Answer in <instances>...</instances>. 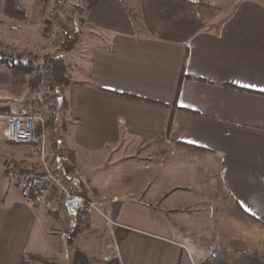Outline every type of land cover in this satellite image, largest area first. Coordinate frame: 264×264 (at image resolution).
Masks as SVG:
<instances>
[{
  "label": "crops",
  "instance_id": "0c3cea01",
  "mask_svg": "<svg viewBox=\"0 0 264 264\" xmlns=\"http://www.w3.org/2000/svg\"><path fill=\"white\" fill-rule=\"evenodd\" d=\"M138 1L80 14L69 82L54 83L56 165L71 153L89 212L34 206L9 176L8 157L35 155L1 112H21L36 84L0 60V264H264V0ZM6 2L0 43L56 51L46 10L22 0L19 18ZM69 215L84 229L72 235Z\"/></svg>",
  "mask_w": 264,
  "mask_h": 264
},
{
  "label": "built area",
  "instance_id": "2783aa9c",
  "mask_svg": "<svg viewBox=\"0 0 264 264\" xmlns=\"http://www.w3.org/2000/svg\"><path fill=\"white\" fill-rule=\"evenodd\" d=\"M69 0H55L53 9L47 18L46 27L40 36L54 45L63 38L66 23L71 19ZM12 30L24 28L25 23L14 20L9 24ZM0 53L9 58H25L33 53L32 49L21 45L2 42ZM39 81L31 92L28 103L21 112L6 108L1 112L6 121V138L18 144L33 146L35 159L29 164H20L12 157L7 158L9 176L22 182L29 188L30 201L34 206L44 209H56L66 206L71 199L81 202L82 210L89 212L94 206L90 197L80 193L67 174L56 165L58 160L59 138L56 126L48 121L57 107L55 85L50 66L41 60L36 63Z\"/></svg>",
  "mask_w": 264,
  "mask_h": 264
},
{
  "label": "trees",
  "instance_id": "16d2710c",
  "mask_svg": "<svg viewBox=\"0 0 264 264\" xmlns=\"http://www.w3.org/2000/svg\"><path fill=\"white\" fill-rule=\"evenodd\" d=\"M86 2V5L83 4H77L75 8L80 10V12H83L90 8L97 0H84ZM24 7L22 5V0H7L6 2V13L9 16L19 17L21 18L24 16ZM80 20H84V17L80 16ZM80 32H76L74 30H67V32L64 34V41L61 43L62 48H66V50H70L75 47L79 40V34ZM0 60L4 62L8 67L12 69H20L25 72H32L34 70V60L30 59L27 61L23 60H15L10 59L6 57H1ZM43 60L50 66L53 81L56 85H64L69 82V77L67 75V65L65 62V59L63 57V54L61 52L55 54V55H47L43 57ZM38 74H33V82L37 85L39 78ZM54 115L50 116L48 118L49 122H52V118ZM71 153L69 152L68 155L64 156L62 155L60 158V163L62 165V170L68 174L71 171L75 169V162L70 158ZM72 181V179H70ZM83 186V185H82ZM80 193L86 197H90V193L88 192L87 188L81 189ZM78 201V199H77ZM238 206V205H237ZM239 207V206H238ZM68 209V207H67ZM69 210V209H68ZM76 233V230L73 232V234ZM45 259L41 257V255L37 254H31L28 253L26 256L23 257L22 264H29L30 260L32 259Z\"/></svg>",
  "mask_w": 264,
  "mask_h": 264
},
{
  "label": "rangeland",
  "instance_id": "374dc122",
  "mask_svg": "<svg viewBox=\"0 0 264 264\" xmlns=\"http://www.w3.org/2000/svg\"><path fill=\"white\" fill-rule=\"evenodd\" d=\"M23 1H25L27 4H32V6H34L36 9L42 7L43 11L44 10L47 11V18L51 14L52 9H53V6H54V3H55V0H23ZM129 2L131 3V5H139V1L138 0H129ZM68 3H69V12H70V15H71V19H70V21L68 23H66V29L64 31V34L67 32V30H74L76 32H80L79 33L80 34L79 35V40H80V37H81V34H82V30L78 28L79 27L78 24H80L79 23V21H80V14H83L84 11L83 12H80V10H78L75 7L77 6V4L86 5V2L84 0H69ZM24 28H26V24H25ZM24 28H21V29H24ZM21 29H19V30H21ZM64 34H63L62 40H60L58 43H56L54 45H49L45 41V44H46V46H48V48H49V46H51V47L52 46H56V51H51L50 50L47 55H49V56L51 55L52 56V55H55V54L61 52L63 54L64 59H65V54L64 53L67 50H66V48H62L61 47V43L64 41V37H65ZM23 47H26V46H23ZM47 55H45V56H47ZM1 57L9 58L7 55H4V54H2ZM10 59H13V58H10ZM14 59L15 60H23V61H27V60H30V59L34 60V70L32 72L34 74H36L37 73L36 72V63L39 62V61H41V60H43V57L42 58H39L38 55H36V53L33 52V53H31L29 55V57H25V58L23 57V58H19V59L14 58ZM66 65H67V63H66ZM0 133H2V132H0ZM80 206H81V203H79V202H77V203L74 204V208L73 209H74V211H75V213L77 215L80 214ZM73 216H70L69 219H68L69 226H70L69 227L70 228L69 230H70V232H72V235H73V231H75V230H78L79 231V230L84 229V227H85L83 225L81 226V228L79 227V225H77L76 227H74V224L77 222L78 217H75V216L73 217ZM33 260H36V258L33 259ZM41 260H43V259H41ZM42 262H45V264H54L49 259L48 260L45 259ZM30 263H31V260H30L29 264Z\"/></svg>",
  "mask_w": 264,
  "mask_h": 264
},
{
  "label": "water",
  "instance_id": "95a60500",
  "mask_svg": "<svg viewBox=\"0 0 264 264\" xmlns=\"http://www.w3.org/2000/svg\"><path fill=\"white\" fill-rule=\"evenodd\" d=\"M77 199H71L66 202V206L70 211H72L73 205L76 203Z\"/></svg>",
  "mask_w": 264,
  "mask_h": 264
}]
</instances>
